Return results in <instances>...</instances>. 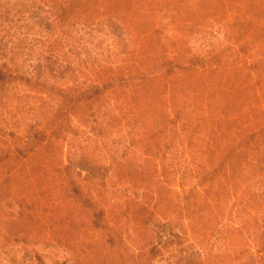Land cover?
Here are the masks:
<instances>
[{
	"label": "rangeland",
	"instance_id": "1",
	"mask_svg": "<svg viewBox=\"0 0 264 264\" xmlns=\"http://www.w3.org/2000/svg\"><path fill=\"white\" fill-rule=\"evenodd\" d=\"M70 1L0 0V264H264V0ZM111 77L90 136L59 92Z\"/></svg>",
	"mask_w": 264,
	"mask_h": 264
},
{
	"label": "trees",
	"instance_id": "2",
	"mask_svg": "<svg viewBox=\"0 0 264 264\" xmlns=\"http://www.w3.org/2000/svg\"><path fill=\"white\" fill-rule=\"evenodd\" d=\"M96 1H103V0H96ZM146 1V0H145ZM90 0H71L69 3H67V9L71 12V14H73L74 12L76 11H79V6H87L89 4ZM137 3L140 2V0H136ZM129 4H130V1H129ZM138 5H134L133 7H131V9L137 7ZM43 14L41 19H39L38 21V25L39 26H43V23L44 22H48L49 23V26L48 28H50V24L52 22L55 21V19H53V16L55 15V10H54V7H52L49 11H46V10H43ZM46 14V15H45ZM57 14L58 15H61V19H63V16H65L66 12H64V9H58L57 10ZM47 15H50V18H47L46 16ZM236 24V21L233 22V27L234 25ZM47 27V26H46ZM149 37V35L146 37V39ZM176 59V58H175ZM184 71V69H183ZM45 75H48L47 77L43 78ZM52 71L50 72H44L43 75H42V79H36L35 81H38V83H36V86H41L43 84H46L48 81H49V77H52ZM137 76V75H136ZM135 76V77H136ZM135 77H132L131 80L135 79ZM6 78L8 79H11V81H22V77L19 78V75H15L14 73H10L9 75H5L4 72L2 73L0 71V81H4ZM146 75L145 76H142L140 79H137L138 81V87H143L145 85V81H146ZM53 79V77H52ZM117 79H121L120 77H115V78H109V79H106L105 81L101 82V84H98L97 82H93V83H88L85 84L87 86L82 87V86H79V85H72L71 88H69L68 91H60V97H61V100L63 98L62 95H66L68 97V102L70 103L73 111H74V115L77 114V111L81 109H86L88 106L93 105L95 106L93 108V111L92 113H86L85 112V115L87 116V120L90 122V125H89V132L91 133L90 136H98L100 133H101V130H105L106 128H108L109 124L113 123V121L115 120L114 118H111L107 125L106 126H103V122L101 123L97 117V113H98V110L100 109V106L101 104L104 102V98L107 94H118L117 92H130L131 91V98H133V92H136V87L134 86L135 83H133V89L131 87V89L129 91H126L122 88H114L118 82H123L122 79L120 81H117ZM29 82H31L32 80L29 79L28 80ZM101 85V86H99ZM62 104V103H61ZM252 121V119H250ZM238 132V131H236ZM89 136V138H91ZM237 141H238V147L236 148L235 150V153L232 155H229V158L232 159V162L229 164V174L230 175H234L235 172L237 171L238 167L235 168V163L236 162H240L241 161V166L242 164H244L245 166H250L251 169H255V168H261L263 165H259L256 163L255 159H248V154L250 153V155L252 156L254 154V151L258 149L259 147V144H256L254 145V147L252 148L251 146V143L246 145L245 143V140L239 136L237 138ZM253 142H255V137L253 138L252 140ZM43 145V142L40 143L39 146H42ZM33 151V154L35 152V148H33L31 150V152ZM71 151L73 152V155H74V152H75V148L73 146V144L71 145ZM20 154H23L21 153V151H19ZM21 156V155H20ZM257 158H258V152H257V155H255ZM17 157V160L18 161H21L20 157L18 158ZM32 157L31 155L29 156H25L23 157L22 156V163L23 164H26V161L29 160V158ZM8 159L7 157H4V161ZM0 161H3L2 159ZM236 161V162H235ZM212 167H209L210 170L212 171V173H216V167L217 166H213L212 164L210 165ZM18 165H15L14 167L12 166V169L10 171H6L5 173H2L1 176H0V191L2 189V187H4V185L6 183H8V181L10 179H12L15 175V173L17 172L18 170ZM242 168V167H241ZM57 172L61 175L62 173H67L68 170H70V166L68 165H63L61 162H60V167L57 168ZM243 170V169H242ZM80 176V175H79ZM89 176H87V178H85L84 180L88 179ZM201 181H200V184L202 183L201 186H206V184H209L208 185V189H210L212 187V184H214V180L217 179V177H215L213 180H203L204 179V175L201 176ZM83 180V179H82ZM78 181V180H77ZM79 182V181H78ZM77 183V182H76ZM74 200H76V198L78 197L77 194L78 192L77 191H74ZM91 207L94 209V213H93V218H94V221H98L99 219V216L102 215L104 219V216H105V213L101 210L98 209L97 206L95 205H91ZM106 221V219H104ZM259 253H262L261 251H259Z\"/></svg>",
	"mask_w": 264,
	"mask_h": 264
}]
</instances>
